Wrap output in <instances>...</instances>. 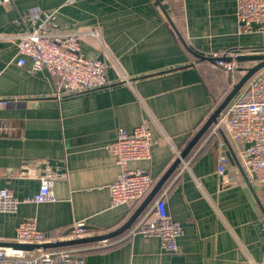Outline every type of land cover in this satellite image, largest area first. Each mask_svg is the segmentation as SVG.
<instances>
[{
	"label": "crops",
	"instance_id": "crops-1",
	"mask_svg": "<svg viewBox=\"0 0 264 264\" xmlns=\"http://www.w3.org/2000/svg\"><path fill=\"white\" fill-rule=\"evenodd\" d=\"M36 8L54 11L60 30L78 32L81 53L108 64V83L58 96L46 70L30 71L28 58L18 65L15 43L0 40V188L22 200L38 191L39 175L55 177L54 201L21 202L0 213V242H16L23 219L59 240L79 222L88 236L119 228L141 200L132 208L110 204L107 186L119 167L106 145L118 128L148 123L150 158L129 161L128 168L146 171L153 186L242 74L200 56L262 45L259 34L238 33L236 0H0V33L23 31L16 19ZM212 125L155 196L164 197L168 214L182 224L178 252L131 231L155 198L130 228L73 251L86 264H264V186L246 174L241 145ZM224 145L259 205L247 196L236 164L229 162L226 172L237 184L217 174Z\"/></svg>",
	"mask_w": 264,
	"mask_h": 264
},
{
	"label": "built area",
	"instance_id": "built-area-1",
	"mask_svg": "<svg viewBox=\"0 0 264 264\" xmlns=\"http://www.w3.org/2000/svg\"><path fill=\"white\" fill-rule=\"evenodd\" d=\"M9 2V0H3ZM236 22L238 33H257L262 45L249 51L231 52L230 61L212 55L214 63L227 71L235 69V56L240 54H264V0H236ZM24 30L19 33H0V40L12 41L16 45L18 65L29 59V70H46L54 81L57 95H72L105 87V61L86 57L81 53L77 31L60 30L54 21V11L30 9L21 13L15 21ZM90 35L97 36L96 32ZM246 67V66H242ZM127 80V78H124ZM5 100L0 99V104ZM3 126L0 124V130ZM214 132L222 131L241 145L240 157L250 181L264 186V68L253 74L220 112L212 126ZM154 143L147 122H141L131 130L118 128L116 137L106 145L114 156L119 171L115 180L107 186L110 204L134 207L152 186V177L144 170L128 168L132 160L150 158V147ZM229 159L225 153L217 158L216 172L223 183H238L226 172ZM32 175L35 172L31 173ZM55 177L39 175L38 191L20 200L7 188H0V213L14 212L21 202L41 203L54 201ZM64 238L87 236L83 222L74 224ZM131 231L159 238L161 247L168 252H178L177 238L182 233V224L170 217L163 196H157ZM16 242L46 243L53 239L45 235L32 219H23L15 227ZM61 238V239H64ZM105 242V240L103 241ZM0 264H86L82 255L73 250L34 249L30 251L0 246Z\"/></svg>",
	"mask_w": 264,
	"mask_h": 264
},
{
	"label": "water",
	"instance_id": "water-1",
	"mask_svg": "<svg viewBox=\"0 0 264 264\" xmlns=\"http://www.w3.org/2000/svg\"><path fill=\"white\" fill-rule=\"evenodd\" d=\"M198 56H200V55H198ZM200 57L208 59L209 61H212V62L215 61V58H213V57H202V56H200ZM220 59H222L224 61H230L231 57L230 56H221ZM235 60L237 62L249 61V62H252V64L249 66H246V67L237 66L235 68L236 70H239L242 73L239 80L235 84H233L232 88L225 95V97L219 102V104L215 107L213 112L206 119V121L199 128V130L195 133V135L191 138V140L185 146L183 151L179 153L177 158L171 163V165L168 167V169L155 182V184L149 189V191L145 194V196L142 198V200L138 203L136 208L133 210L130 217L119 228H117L111 232L104 233V234L89 235V236L87 235V236H82V237H77V238H64V239H60V240H53V241L46 242V243L0 242V246H8V247H12L14 249L25 250V251H30V250L39 249V248H41V249L56 248V247H61V246H69V245H76V244H84V243L93 242V241L106 240L108 238H111V237L119 234L120 232H122L126 228H130L132 223L151 204V202L153 201V199L155 198V196L159 192L163 183L166 181V179L172 173L174 168H176L178 166V164L180 163L181 159L185 156V154L198 141V139L202 136V134L212 124L216 123L220 112L226 107V105L235 96V94L244 85V83L253 74H255L260 69L264 68V54H240V55L235 56ZM220 134L224 138V135H223L224 133L222 131H220ZM223 149H225V154L227 155L229 162L236 164L237 167L239 168L240 173L242 174V177L245 181V192H246L247 196L249 197L251 203L253 205H255V204L259 205V202H258V200L254 194L251 182L249 181V179L246 176L243 169H241L235 154L232 152L229 145L228 146L224 145ZM70 230H68V232Z\"/></svg>",
	"mask_w": 264,
	"mask_h": 264
},
{
	"label": "trees",
	"instance_id": "trees-1",
	"mask_svg": "<svg viewBox=\"0 0 264 264\" xmlns=\"http://www.w3.org/2000/svg\"><path fill=\"white\" fill-rule=\"evenodd\" d=\"M260 47H261V46H260ZM260 47H259V48H260ZM237 71H238V70H237ZM212 126H213V125H212ZM210 128H211V127H210ZM210 128H209V129H210ZM143 212H144V211H143ZM143 212L140 214V216L143 215ZM140 216H139V217H140ZM78 245H79V244H76V245H69V246H61V247H56V248H52V249H57V250H60V249H62V250H73L72 248L75 247V246H78Z\"/></svg>",
	"mask_w": 264,
	"mask_h": 264
},
{
	"label": "rangeland",
	"instance_id": "rangeland-1",
	"mask_svg": "<svg viewBox=\"0 0 264 264\" xmlns=\"http://www.w3.org/2000/svg\"><path fill=\"white\" fill-rule=\"evenodd\" d=\"M245 65H243V66H249V65H251L252 64V62H246V63H244Z\"/></svg>",
	"mask_w": 264,
	"mask_h": 264
}]
</instances>
